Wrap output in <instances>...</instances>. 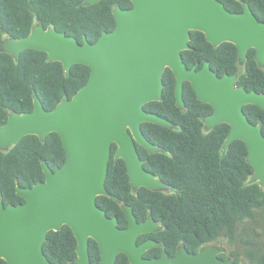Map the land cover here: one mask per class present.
I'll return each mask as SVG.
<instances>
[{
    "label": "water",
    "instance_id": "obj_1",
    "mask_svg": "<svg viewBox=\"0 0 264 264\" xmlns=\"http://www.w3.org/2000/svg\"><path fill=\"white\" fill-rule=\"evenodd\" d=\"M101 0H85L89 6ZM131 7L113 8L115 26L102 33L94 43H82L53 28L35 24L28 35L0 41V51L17 59L25 50L46 54L49 62H59L69 75L73 65L89 68L85 84L69 99L53 109L43 108L36 95L28 113L11 112L0 126V151H7L23 137L33 135L44 141L56 133L65 161L55 172L41 162L44 180L32 187L16 186L23 200L4 207L0 199V259L6 264H51L42 247L50 231L67 226L76 240V258L72 264H90L88 241L96 242L98 264H115L119 254L128 264H234L221 260L216 246L202 247L196 253L179 246L173 257L146 259L143 254L160 243L146 240L143 234L159 231L149 215L137 222L129 206H122L127 222L119 228L116 217H108L96 205L98 196L118 199L105 189L111 145L115 161L121 159L132 189L166 191L169 186L143 168L137 147L148 153L160 148L150 143L141 131L143 123L173 129L167 119L144 110V105L162 100V77L168 68L175 79V105L185 109L183 83L188 82L196 99L208 104L212 112L202 119L203 127L213 129L227 124L229 132L223 150L236 140L247 149V162L253 169L251 181L264 191V135L260 124L251 123L243 107L253 105L264 111V95L236 86V75L221 77L204 62L188 69L181 52L189 50L190 32L197 31L217 47L231 43L237 58L244 62L250 49L255 62L264 66V22L240 2L239 13L228 11L219 0H129Z\"/></svg>",
    "mask_w": 264,
    "mask_h": 264
},
{
    "label": "trees",
    "instance_id": "obj_2",
    "mask_svg": "<svg viewBox=\"0 0 264 264\" xmlns=\"http://www.w3.org/2000/svg\"><path fill=\"white\" fill-rule=\"evenodd\" d=\"M84 1L0 0V41L24 37L41 22L44 28L74 37L78 43L84 38L94 43L102 33L113 30L115 6L131 7L129 0H101L89 6L83 5ZM219 1L230 12L243 9L235 0ZM242 1L258 21L264 22V0ZM188 45L190 49L181 52L188 69L197 62L200 68L207 61L217 76L236 75V86L264 95V66L255 62L253 49L239 63L233 44L214 47L200 32H190ZM88 76L89 68L79 64L65 75L61 64L49 62L43 52L25 50L13 59L0 51V126L11 112L32 111L34 95L47 111L61 100H69ZM162 83V100L145 104L144 110L167 119L174 128L143 123L144 137L160 151L150 154L136 147L143 168L170 189L161 192L132 189L124 162L113 158L116 146L112 144L105 189L119 203L98 196L96 205L108 217H116L119 228L127 225L122 205L132 209L137 222L152 217L160 229L149 236L161 247L148 250L144 257L159 255L162 250L173 255L178 246L195 253L224 241L232 249L221 258L230 257L234 264H240L241 259L247 264H264V191L251 181L253 169L247 162L244 143L233 141L224 151L229 126L219 124L210 130L203 127L202 119L212 108L196 99L188 82L183 83L185 109H179L174 98L175 79L168 68ZM243 112L251 123L261 125L264 135V111L246 105ZM42 161L52 172L64 163L65 154L56 133L48 134L44 141L33 135L25 136L7 151H0V199L4 207L23 202L15 194L17 185L32 187L44 180ZM144 238L141 235L137 243ZM75 247L72 231L62 226L58 231L48 232L42 250L51 264H72ZM88 254L90 264H98V246L92 239L88 241ZM0 264L6 263L0 259ZM115 264H128L126 256L119 254Z\"/></svg>",
    "mask_w": 264,
    "mask_h": 264
},
{
    "label": "flooded vegetation",
    "instance_id": "obj_3",
    "mask_svg": "<svg viewBox=\"0 0 264 264\" xmlns=\"http://www.w3.org/2000/svg\"><path fill=\"white\" fill-rule=\"evenodd\" d=\"M243 7V6H242ZM235 13V12H234ZM239 13V12H238ZM207 62V61H206ZM240 63V62H239ZM195 65H197V67H198V62L197 63H195L193 66H195ZM192 66V67H193ZM191 67V68H192ZM202 67V66H201ZM200 67V68H201ZM200 68H196V69H200ZM190 69V68H189ZM118 203H119V200H118ZM122 205V204H121ZM122 206H124V205H122ZM123 210V209H122ZM132 210V209H131ZM124 213V212H123ZM132 213H133V211H132ZM125 217V216H124ZM111 218V217H110ZM136 218V217H135ZM117 219V218H116ZM147 219H148V216H147ZM146 219V220H147ZM126 220V219H125ZM146 220H144V221H146ZM137 221V220H136ZM118 222V221H117ZM141 222H143V221H141ZM127 226V225H126ZM151 233H155V232H150V233H147V234H143V235H145V238L140 242V243H142V242H144V241H146V240H154L153 238H151L150 236H149V234H151ZM140 237V236H139ZM138 237V238H139ZM138 240V239H137ZM155 241V240H154ZM157 242V241H156ZM139 243V244H140ZM138 244V243H137ZM208 246H216V247H218L219 248V250H220V252L217 254V257L219 258V259H221V260H225V259H227V258H229L231 261H232V259L230 258V257H225V258H221V256L222 255H225V254H227L224 250H223V248L222 247H220V246H218V243H213V244H210V245H208ZM159 247H161V244H160V246H158V247H155V248H159ZM179 247V246H178ZM177 247V248H178ZM177 248H176V250H177ZM201 249V248H200ZM199 249V250H200ZM176 250H175V252H176ZM198 250V251H199ZM197 251V252H198ZM147 252V251H146ZM145 252V253H146ZM162 252H165L164 250H162V251H160V253H159V255H155V254H153V255H151L150 257H144V254H143V257L144 258H146V259H152V258H158V257H160V255H161V253ZM175 252H174V254L173 255H169L167 252H165V253H167V255H168V257L170 258V257H173L174 255H175ZM189 253H191V252H189ZM196 253V252H195Z\"/></svg>",
    "mask_w": 264,
    "mask_h": 264
},
{
    "label": "rangeland",
    "instance_id": "obj_4",
    "mask_svg": "<svg viewBox=\"0 0 264 264\" xmlns=\"http://www.w3.org/2000/svg\"><path fill=\"white\" fill-rule=\"evenodd\" d=\"M218 246L222 247L226 253H228L229 250L232 249V247H229L224 241H219ZM240 262V264H247L246 261H244L243 259H241Z\"/></svg>",
    "mask_w": 264,
    "mask_h": 264
}]
</instances>
